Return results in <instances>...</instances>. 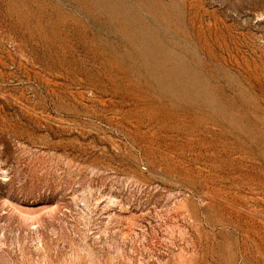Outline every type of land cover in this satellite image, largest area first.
<instances>
[{
	"label": "rangeland",
	"instance_id": "rangeland-1",
	"mask_svg": "<svg viewBox=\"0 0 264 264\" xmlns=\"http://www.w3.org/2000/svg\"><path fill=\"white\" fill-rule=\"evenodd\" d=\"M0 264H264V0H0Z\"/></svg>",
	"mask_w": 264,
	"mask_h": 264
}]
</instances>
